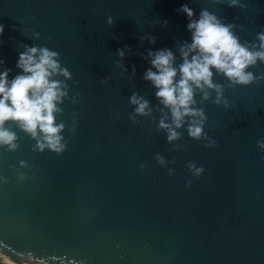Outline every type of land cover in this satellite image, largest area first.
<instances>
[{"label": "water", "instance_id": "obj_1", "mask_svg": "<svg viewBox=\"0 0 264 264\" xmlns=\"http://www.w3.org/2000/svg\"><path fill=\"white\" fill-rule=\"evenodd\" d=\"M242 2L243 10L224 0H0V58L12 69L9 78L22 71L19 43L47 46L77 82L68 81L69 95L79 93L77 103L61 105L68 140L62 154L32 151L35 141L19 129V150L0 148V176L8 178L0 183V264H264V152L256 145L264 138V80L225 87L229 108L211 100L198 105L214 147L190 138L185 127L175 142L182 147L173 150L156 131V111L155 119H129L133 91L158 103L143 79L147 50L168 48L179 57L178 45L191 42L188 18L177 9L188 4L198 18L207 8L242 26L235 29L242 43L255 41L264 31V0ZM145 33L155 44L141 40ZM125 45L132 53L122 73L117 49ZM249 70L259 76L264 64ZM214 80L227 85L223 76ZM157 152L176 162L158 165ZM21 160L29 179L17 182ZM189 161L203 166L200 177Z\"/></svg>", "mask_w": 264, "mask_h": 264}, {"label": "clouds", "instance_id": "obj_2", "mask_svg": "<svg viewBox=\"0 0 264 264\" xmlns=\"http://www.w3.org/2000/svg\"><path fill=\"white\" fill-rule=\"evenodd\" d=\"M224 2L228 7L241 10L247 8L242 0ZM177 11L186 14L188 18L186 27L191 33V42L184 40L178 45L179 57L168 48L147 50L144 58L151 66L144 72L143 79L154 87L158 103L153 107L148 99L133 91L128 98L129 104L134 106L129 119L133 123H140L138 117L155 119L153 112L156 111L160 114L156 131L166 133V141L173 145V150L179 151L182 147L175 142L182 138L180 130L185 127L190 138L204 141V147H214L216 141L204 130L208 120L205 109L198 105L211 100L217 106L229 108V100L224 96L225 87L247 86L264 80V73L257 76L249 70L258 62L264 64V31L256 33L255 41L242 43L235 32L237 27L242 26L225 23L222 17L207 8L200 10L198 18L188 4H183ZM114 22L115 18L109 15L107 24L112 26ZM164 25H167V21H164ZM4 31L5 25L0 23V37ZM32 35L36 39L40 38L39 32H33ZM141 40L155 44L156 37L145 33ZM0 44H3L2 39ZM19 48L23 51H19ZM131 53L132 49L127 45L117 49L119 59L116 65L122 73L128 72L123 61L126 54ZM16 68L22 71L9 78L12 69L6 67L4 59L0 58V148L7 152L18 151L21 137L14 129H19L35 141L31 146L32 151L43 153L48 150L57 155L62 154L67 150L68 140L64 136L67 124L63 119H58L64 114L61 105L66 100L75 104L79 97V93L69 95L68 81L73 80L72 72L61 63L58 51L22 42L18 45ZM135 74L136 66L133 64L131 76ZM217 75L226 78L227 85L216 82L214 76ZM109 79L105 77L99 83L107 85ZM73 83L77 82L73 80ZM198 94L199 101L196 99ZM68 130L73 133L76 131L75 113L72 116V127ZM256 145L264 152V138L258 139ZM154 159L164 167L176 162L174 158L167 160L159 152L154 154ZM28 167L26 161H20V168L16 169L17 182L29 179L20 170ZM145 167L141 162L140 170ZM187 168L197 178L204 172L203 166L197 167L193 161L187 163ZM174 173V168H168L169 176ZM0 183H8V178L0 176ZM191 183L192 180H186V187ZM37 264L46 262L40 259Z\"/></svg>", "mask_w": 264, "mask_h": 264}]
</instances>
